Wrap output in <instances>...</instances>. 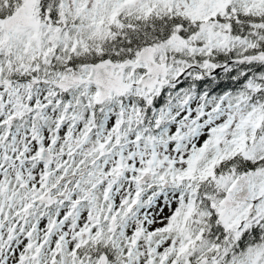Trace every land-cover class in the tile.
Instances as JSON below:
<instances>
[{
  "label": "snow or ice",
  "instance_id": "obj_1",
  "mask_svg": "<svg viewBox=\"0 0 264 264\" xmlns=\"http://www.w3.org/2000/svg\"><path fill=\"white\" fill-rule=\"evenodd\" d=\"M0 264H264V0H0Z\"/></svg>",
  "mask_w": 264,
  "mask_h": 264
}]
</instances>
